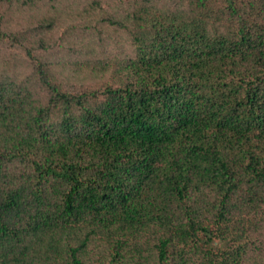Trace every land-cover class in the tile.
<instances>
[{
	"label": "trees",
	"instance_id": "obj_1",
	"mask_svg": "<svg viewBox=\"0 0 264 264\" xmlns=\"http://www.w3.org/2000/svg\"><path fill=\"white\" fill-rule=\"evenodd\" d=\"M64 1L0 0V264H264V0Z\"/></svg>",
	"mask_w": 264,
	"mask_h": 264
},
{
	"label": "rangeland",
	"instance_id": "obj_2",
	"mask_svg": "<svg viewBox=\"0 0 264 264\" xmlns=\"http://www.w3.org/2000/svg\"><path fill=\"white\" fill-rule=\"evenodd\" d=\"M81 1H84V0H65L64 1L63 7H69V6H72V7L64 8V9H60L59 10L60 13H61V23L62 24H60V26H57L56 24H54L53 30H52V32H53L52 34H54V35L63 34L65 28L69 27L72 24H77L78 25L80 17L75 15L73 17V19H72V18L67 17L66 13L68 11L76 10V8L74 6L79 4ZM117 1H119V0H117ZM104 4L105 5L113 4V2L111 0H106V2H104ZM77 10L80 11V8H77ZM40 13H42V12H40ZM40 13H37L36 15H39ZM103 34H112V32L111 31H107V29H106V30H104ZM114 41H115V39L114 40L113 39H109V40H105L104 43L106 45H108V46H111L114 43Z\"/></svg>",
	"mask_w": 264,
	"mask_h": 264
}]
</instances>
